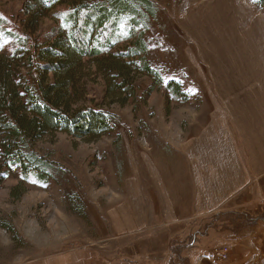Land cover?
<instances>
[{"label": "rangeland", "instance_id": "obj_1", "mask_svg": "<svg viewBox=\"0 0 264 264\" xmlns=\"http://www.w3.org/2000/svg\"><path fill=\"white\" fill-rule=\"evenodd\" d=\"M150 1L155 14L133 32L121 26L116 49L142 36L158 78L132 72L133 94L121 105L115 102L121 98L105 95L95 69L84 71L87 95L80 104L110 113L112 132L92 141L60 132L35 143L41 181L0 166V264H193L191 255L213 258L223 249L229 253L223 264H264V175L253 185L251 195L259 197L252 202L237 198L165 227L147 225L130 196L155 195V183L177 182L170 175L177 150L228 110V101L252 94L245 86L250 70L264 66V4ZM21 5L0 0L3 52L25 35ZM64 7L42 19L31 37L42 41L58 27ZM173 81L181 85L178 95L167 87Z\"/></svg>", "mask_w": 264, "mask_h": 264}, {"label": "trees", "instance_id": "obj_2", "mask_svg": "<svg viewBox=\"0 0 264 264\" xmlns=\"http://www.w3.org/2000/svg\"><path fill=\"white\" fill-rule=\"evenodd\" d=\"M262 5L264 0H257ZM25 35L17 46L0 50V166L20 169L22 176L42 180L44 163L32 146L57 133L97 140L113 130L112 115L80 104L87 95L84 71L95 69L105 82V95L127 103L132 72L155 76L141 37L116 49L120 27H145L155 14L150 0H21ZM58 27L40 41L33 39L40 21L60 6ZM3 19L0 18V26ZM32 33V34H31ZM5 29H0V47ZM16 34V33H13ZM176 95L181 85L168 86ZM0 175V179H1Z\"/></svg>", "mask_w": 264, "mask_h": 264}, {"label": "crops", "instance_id": "obj_3", "mask_svg": "<svg viewBox=\"0 0 264 264\" xmlns=\"http://www.w3.org/2000/svg\"><path fill=\"white\" fill-rule=\"evenodd\" d=\"M253 68L245 85L252 94L239 96L234 103L228 101L232 105L228 110L217 112L198 135L177 150L170 170L177 182L155 183V195H130L139 201L147 225L152 220L165 227L164 223L173 225L220 211L237 198L249 203L259 197L251 194L256 180L264 175V76L260 74L264 66ZM246 70L236 71L237 78H244ZM162 171L168 175L166 169ZM191 261L216 264L207 253L191 255Z\"/></svg>", "mask_w": 264, "mask_h": 264}, {"label": "built area", "instance_id": "obj_4", "mask_svg": "<svg viewBox=\"0 0 264 264\" xmlns=\"http://www.w3.org/2000/svg\"><path fill=\"white\" fill-rule=\"evenodd\" d=\"M213 261L217 264H223L228 261L229 253L226 249L216 251L213 256Z\"/></svg>", "mask_w": 264, "mask_h": 264}]
</instances>
